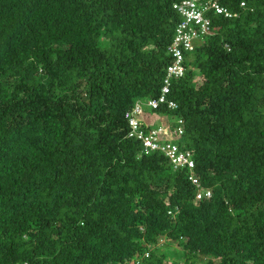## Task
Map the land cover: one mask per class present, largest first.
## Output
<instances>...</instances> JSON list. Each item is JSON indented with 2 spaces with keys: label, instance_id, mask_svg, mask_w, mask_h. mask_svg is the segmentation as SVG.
I'll return each instance as SVG.
<instances>
[{
  "label": "trees",
  "instance_id": "trees-1",
  "mask_svg": "<svg viewBox=\"0 0 264 264\" xmlns=\"http://www.w3.org/2000/svg\"><path fill=\"white\" fill-rule=\"evenodd\" d=\"M177 1L0 0V264H264V0H216L235 15L149 110L210 197L127 137Z\"/></svg>",
  "mask_w": 264,
  "mask_h": 264
},
{
  "label": "built area",
  "instance_id": "built-area-1",
  "mask_svg": "<svg viewBox=\"0 0 264 264\" xmlns=\"http://www.w3.org/2000/svg\"><path fill=\"white\" fill-rule=\"evenodd\" d=\"M241 6H244V2H241ZM172 8L178 14L179 20L166 47L170 62L166 66L158 95L146 100H137L126 112L129 128L127 137L140 141L143 153L159 151L168 158L173 168L186 170L188 179L198 189L196 198L199 199L210 197L211 192L200 188L199 177L194 174L195 161L192 152L182 149L175 142L183 132L182 120L178 119L174 126L169 123H166V126L163 123L154 125L144 118L145 110H155L164 105L169 109L177 107L176 102L168 98L172 83L185 74L187 55L212 33L209 14H221L227 18L235 14L216 0H180L173 2Z\"/></svg>",
  "mask_w": 264,
  "mask_h": 264
},
{
  "label": "rangeland",
  "instance_id": "rangeland-1",
  "mask_svg": "<svg viewBox=\"0 0 264 264\" xmlns=\"http://www.w3.org/2000/svg\"><path fill=\"white\" fill-rule=\"evenodd\" d=\"M146 111L148 112V115H147ZM146 111H145V116L148 119H150V122H152V124L154 123V125H161V123H163L165 125L166 123H169V118L167 116L150 113L149 110H146ZM159 242L161 243L162 239H160Z\"/></svg>",
  "mask_w": 264,
  "mask_h": 264
},
{
  "label": "clouds",
  "instance_id": "clouds-1",
  "mask_svg": "<svg viewBox=\"0 0 264 264\" xmlns=\"http://www.w3.org/2000/svg\"><path fill=\"white\" fill-rule=\"evenodd\" d=\"M190 54H191V53H190ZM189 56H190V55L188 54V55H187V61H188V59H189ZM187 61H186V62H187ZM186 67H187V65H186ZM187 68H188V67H187ZM187 68H186V69H187ZM182 77H183V76H182ZM145 111H146V110H145ZM146 113H147V115H148V112H147V111H146ZM144 118H145L146 120H148L146 116H144ZM148 121H149V120H148ZM194 161H195V160H194ZM204 189H206V188H204ZM160 239H161V238H160ZM159 241H160V240H159ZM162 241H163V240H162Z\"/></svg>",
  "mask_w": 264,
  "mask_h": 264
},
{
  "label": "crops",
  "instance_id": "crops-1",
  "mask_svg": "<svg viewBox=\"0 0 264 264\" xmlns=\"http://www.w3.org/2000/svg\"><path fill=\"white\" fill-rule=\"evenodd\" d=\"M148 120H150V119H148Z\"/></svg>",
  "mask_w": 264,
  "mask_h": 264
}]
</instances>
